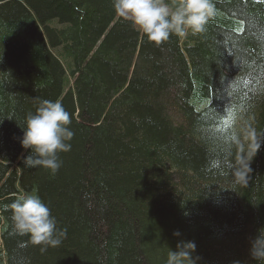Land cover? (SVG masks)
I'll use <instances>...</instances> for the list:
<instances>
[{"label":"trees","instance_id":"trees-1","mask_svg":"<svg viewBox=\"0 0 264 264\" xmlns=\"http://www.w3.org/2000/svg\"><path fill=\"white\" fill-rule=\"evenodd\" d=\"M212 3L203 32L157 46L112 0H0V264H166L181 240L197 264H264V0ZM43 100L74 132L55 173L19 143ZM31 194L59 246L12 234L7 206Z\"/></svg>","mask_w":264,"mask_h":264},{"label":"clouds","instance_id":"clouds-1","mask_svg":"<svg viewBox=\"0 0 264 264\" xmlns=\"http://www.w3.org/2000/svg\"><path fill=\"white\" fill-rule=\"evenodd\" d=\"M112 3L117 16L130 21L157 46L168 41L172 34L183 36L187 30L193 35L203 32L214 15L212 0H179L174 8L164 0H112ZM71 123L70 113L60 102L41 101L36 112L28 115L19 139L21 147L29 152L23 159L24 166L58 171L62 164L59 153L71 150L70 141L74 136L69 127ZM260 147L261 142L254 140L248 154L239 158L236 183H247L250 161ZM7 207L11 210L12 234L29 236L33 245L57 247L61 244L60 236L66 232L54 235L56 219L39 196H21ZM173 235L179 237L181 233L176 231ZM41 251H46V247ZM195 252L194 241L181 240L175 250L168 251L166 264H197L199 257L193 255ZM249 253L252 259L264 260V233L250 241Z\"/></svg>","mask_w":264,"mask_h":264}]
</instances>
